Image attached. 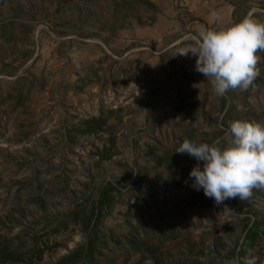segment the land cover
<instances>
[{"label":"rangeland","instance_id":"obj_1","mask_svg":"<svg viewBox=\"0 0 264 264\" xmlns=\"http://www.w3.org/2000/svg\"><path fill=\"white\" fill-rule=\"evenodd\" d=\"M248 17L264 23V0H0V264H57L88 225L79 264H229L252 224L264 264V190L216 205L174 152L264 125V52L222 97L174 56Z\"/></svg>","mask_w":264,"mask_h":264},{"label":"clouds","instance_id":"obj_2","mask_svg":"<svg viewBox=\"0 0 264 264\" xmlns=\"http://www.w3.org/2000/svg\"><path fill=\"white\" fill-rule=\"evenodd\" d=\"M191 39L194 43L174 56L195 57L194 70L208 79L215 96L253 85L259 75L257 53L264 52V23L248 17L223 30L202 29ZM223 139V145L220 140L209 145L185 139L174 151L195 159L190 187L216 205L230 199L243 202L253 189L264 190V125L231 121ZM229 264H257V257L248 251Z\"/></svg>","mask_w":264,"mask_h":264},{"label":"trees","instance_id":"obj_3","mask_svg":"<svg viewBox=\"0 0 264 264\" xmlns=\"http://www.w3.org/2000/svg\"><path fill=\"white\" fill-rule=\"evenodd\" d=\"M138 180H136L137 182ZM108 192L103 189L101 196L99 197V204H95L93 206V210L90 213V218L89 219H97L98 213H97V207L105 204V200L107 198ZM97 213V214H96ZM90 223V221H88ZM85 228V232H88L87 235V242L84 246L76 249L72 253H70L67 257L63 258L60 260L57 264H79L80 262H91L92 261V256L95 248V243L92 238L93 230H88L89 225ZM94 228V227H93ZM256 230H255V225L252 224L250 227H247L245 229V234L242 239V243L239 245V251L236 254L237 258H242L244 257L248 251L251 250L252 247V242L253 238L255 237Z\"/></svg>","mask_w":264,"mask_h":264}]
</instances>
